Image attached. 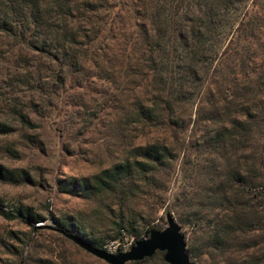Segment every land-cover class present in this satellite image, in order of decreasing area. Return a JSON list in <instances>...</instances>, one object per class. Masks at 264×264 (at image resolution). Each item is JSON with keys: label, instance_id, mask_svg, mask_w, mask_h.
<instances>
[{"label": "trees", "instance_id": "1", "mask_svg": "<svg viewBox=\"0 0 264 264\" xmlns=\"http://www.w3.org/2000/svg\"><path fill=\"white\" fill-rule=\"evenodd\" d=\"M166 1L169 5L163 16L153 13L154 4ZM188 3L189 0H0V38L8 39L10 47L19 53H26L21 61L24 71L16 82L24 88L50 90V97L66 86L81 88L101 82L119 91L120 81L126 77L134 84L131 63L140 62L131 53L132 47L125 46L122 62L116 69L114 65L122 28L131 22L133 41L141 38V45H149L151 53L142 56L148 67V73L142 75L144 95L136 97L129 111L125 105L121 107L117 120L124 121V111L125 121L135 130L165 131L172 147L149 142L131 146L109 168L70 180L65 192L96 200L109 198L116 206V211L108 207L114 225L110 241L128 237L133 239V246L152 230H162L159 226L152 228L153 222L148 220L143 222L142 234L138 232L135 216L127 213L133 198L141 193L155 210L170 213L175 205L166 206L162 201L164 182L182 152V172L190 170L182 180L188 177L191 185L176 205L186 210L178 216L182 229L192 227V238L186 243L190 261L264 264V0L251 4L239 0L238 21L226 47L216 55L214 66L209 63L213 67L207 77L195 70L194 47L203 45L206 38L205 33L183 23ZM245 7L254 12L250 15ZM212 29L214 25L209 20L206 31ZM238 46L242 49L237 50ZM156 49L161 51L158 59L152 55ZM148 81L157 89L146 96ZM22 106L12 107L10 118L22 127L33 128ZM183 110L188 112L189 123ZM12 132L9 123L0 120V136ZM0 184H18L2 165ZM0 218L20 220L29 229L27 241L33 250L35 236L41 234L35 224L44 222V216L28 209L7 212L0 207ZM49 218L57 225L46 229L48 232L65 241L69 240L59 231L82 240L83 229L77 223L63 217ZM87 244L103 251L106 243L102 240ZM21 245L15 264H27L28 256L23 257L26 242ZM155 260L165 264L160 252L128 264Z\"/></svg>", "mask_w": 264, "mask_h": 264}, {"label": "rangeland", "instance_id": "2", "mask_svg": "<svg viewBox=\"0 0 264 264\" xmlns=\"http://www.w3.org/2000/svg\"><path fill=\"white\" fill-rule=\"evenodd\" d=\"M154 5L153 13L163 16L169 3L166 1ZM240 7L239 0H189L183 23L187 27L194 26L195 31L205 33L203 35L206 38L203 45L194 47L197 53L195 70L202 77L210 75L216 55L226 47L238 21ZM246 10L250 11V15L254 12L249 7H245ZM209 20L213 22L214 29L206 31ZM122 29L114 65L116 69V65L122 62L125 46L132 47L131 53L135 59L140 60L137 64L131 63V72L135 74L133 85L131 78L126 77L120 81L122 89L119 91L113 86L96 82L81 88L66 86L64 90H55L50 97L47 95L50 90L27 89L16 83L20 81L19 73L24 71L21 61L26 53H19L10 47L8 39L0 38V120L13 128L11 134L0 136V165L18 181L16 185L0 184V207L7 212L28 209L33 214L45 217L44 222L35 224L41 234L35 236L33 250L30 241H27L29 229L20 220L6 221L0 218V264H15L17 253L21 252V244L24 242L25 249H29V253H23V257L28 256L27 264H41L43 261L45 264H106L72 242L46 230L57 225L49 216L57 220L63 217L81 226L83 230L80 235L86 243L102 240L106 243L114 236L113 214L108 207L116 211V206H112L111 200L103 196L99 200L71 196L65 192L69 188L66 184L70 180L90 177L109 168L119 162L121 154L131 146L149 142L172 147L169 134L165 131L142 133L135 130L134 126L125 121L127 116L124 111V121L117 120L120 118L118 112L121 107L125 105L129 111L136 97L144 95L141 88L142 75L148 73V67L142 56L151 53L149 45H141V38L133 41L135 32L131 22ZM238 49L241 50L242 46H238ZM152 55L156 59L161 51L156 49ZM18 62L19 69L16 68ZM187 62L190 63V60ZM209 63L213 66L210 67ZM223 68L226 70L228 67L224 65ZM147 88L146 96H149L157 86L148 81ZM191 89L192 85H189L188 90ZM21 106L29 114L33 128L22 127L11 120L12 107L19 109ZM187 114L183 110L182 115L189 123ZM193 120L194 116L191 118ZM183 155L179 153L172 165L170 177L164 182L162 201L166 206L175 205L170 213L155 210L141 193L133 198L131 211L127 213L130 217L135 216L139 233L145 230L143 222L148 220L153 222L152 228L159 226L164 229L166 214H170L182 229L178 216L186 213V210L183 206H177L176 200L191 185L188 177L182 180L190 174V170L186 174L184 170L182 172ZM191 230L192 227L188 226L181 230L185 234L186 243L192 238ZM149 264L159 263L155 260Z\"/></svg>", "mask_w": 264, "mask_h": 264}, {"label": "water", "instance_id": "3", "mask_svg": "<svg viewBox=\"0 0 264 264\" xmlns=\"http://www.w3.org/2000/svg\"><path fill=\"white\" fill-rule=\"evenodd\" d=\"M166 226L162 230H152L148 237L136 242L128 252L108 254L96 249L81 239L62 231L59 233L75 246L106 264H128L151 258L156 252L163 253L165 264H193L186 252L185 236L181 227L170 214L165 216Z\"/></svg>", "mask_w": 264, "mask_h": 264}, {"label": "built area", "instance_id": "4", "mask_svg": "<svg viewBox=\"0 0 264 264\" xmlns=\"http://www.w3.org/2000/svg\"><path fill=\"white\" fill-rule=\"evenodd\" d=\"M247 3L251 4L254 0H245ZM39 225V224H38ZM133 244V239L130 238L124 240H116V241H108L103 246V251L108 254H118V253H126L130 250Z\"/></svg>", "mask_w": 264, "mask_h": 264}]
</instances>
